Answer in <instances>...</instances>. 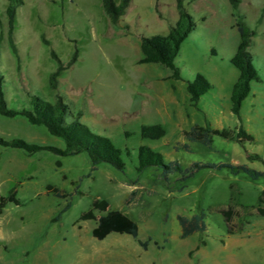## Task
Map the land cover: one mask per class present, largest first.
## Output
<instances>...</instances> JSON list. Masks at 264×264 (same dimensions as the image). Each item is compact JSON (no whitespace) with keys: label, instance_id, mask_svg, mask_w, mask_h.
I'll return each mask as SVG.
<instances>
[{"label":"rangeland","instance_id":"374dc122","mask_svg":"<svg viewBox=\"0 0 264 264\" xmlns=\"http://www.w3.org/2000/svg\"><path fill=\"white\" fill-rule=\"evenodd\" d=\"M7 3L0 0V70L8 106H23L31 94L49 102L62 95L73 115L80 113L81 122L121 149L125 169L105 163L92 169L84 153L26 154L0 146V194L14 188L19 200L0 212V264H264V216L254 208L264 176L252 179L228 168L203 167L186 180L178 174L165 180L154 167L136 170L137 148L146 144L183 167L222 162L264 171L261 161L248 158L257 153L264 159V0H238V11L254 31L249 49L259 75L240 118L230 109L238 70L229 59L240 38L229 0H184L196 27L175 57L180 79L171 78L163 65L138 62L141 36L169 32L178 17L176 0H131L118 25L111 23L101 0H22L11 32ZM74 52L76 60L51 88L49 75L57 60L66 65ZM197 72L212 87L194 105L185 85ZM149 123L163 124L166 134L141 138V124ZM193 124L242 125L253 139L237 142L215 135L205 146L182 136ZM0 136L64 146L44 126L20 116L0 115ZM48 184L68 196L53 195ZM132 190L139 198L129 197ZM95 200L107 207H93ZM228 205L241 228L234 233L227 232L221 212ZM199 211L205 214L206 231L180 238L177 215ZM121 212L127 217L116 221ZM83 213L90 217L82 218ZM109 222L125 229L97 238L95 230L101 232Z\"/></svg>","mask_w":264,"mask_h":264},{"label":"trees","instance_id":"16d2710c","mask_svg":"<svg viewBox=\"0 0 264 264\" xmlns=\"http://www.w3.org/2000/svg\"><path fill=\"white\" fill-rule=\"evenodd\" d=\"M131 0H101L102 8L114 25H118L120 17L125 13ZM234 10L235 27L239 34V43L236 51L230 57V63L238 70V76L232 85L230 94L231 111L240 118V109L243 100L251 91V82L258 81V70L254 64V54L249 49L250 37L254 35V31L246 25L242 14L238 11V0H229ZM22 3V0H8L6 6V16L9 32H11L17 7ZM176 9L178 17L171 25L169 32L166 35L153 34L149 36H141L140 50L142 56L139 58V63H156L163 65L171 70L170 77L180 79V70L175 63L182 42L196 27L194 15L190 13L185 5L184 0H176ZM264 10V7L263 9ZM127 26V25H126ZM45 43L46 40L44 39ZM53 56L55 54L51 52ZM76 60V52H74L71 60L64 65L60 60L56 69L49 75V86L53 89L57 87V80L61 72ZM5 79L0 70V115L5 117L20 116L27 120L32 125H42L46 131L53 136L63 140L64 146L57 147L54 145H44L28 142L23 138L6 139L0 136V146L21 149L26 154H33L40 150H46L59 156H72L79 153H84L92 169L100 163L108 164L116 170L124 172L125 161L122 156V151L113 141L105 135L98 134L92 131L85 123L80 120V113L73 115L70 111L68 103L60 94L56 95L54 102H49L42 99L36 94H31L26 104L20 107H9L6 100V92L4 88ZM212 87L210 81L201 73L194 74L192 79L186 81L185 89L188 94L189 101L196 104L202 95L207 93ZM166 134V128L161 123L141 124L139 135L141 138L160 139ZM182 136L193 142H199L205 146H210L213 142V136L217 135L226 139L242 142L244 140H252L253 135L247 132L242 125L233 129L216 128L210 125L193 124L188 129L181 131ZM182 148L188 149L186 143L181 145ZM251 160H259L264 165V159L257 153L248 154ZM59 165L60 161H56ZM154 167L158 169L159 176L165 180H169L174 174L179 175V179L186 180L192 177L197 170L203 167L221 169L228 168L230 172L237 174L243 172L252 179H257L264 176V171L256 170L248 167L246 164L232 163H211V162H193L187 167H183L177 160L166 161L163 154L152 147L141 144L137 148V166L136 170H143ZM46 190L57 197H67L68 193L62 189L48 184ZM136 191L132 190L129 193L130 198H139ZM264 190L261 191L258 198V204L254 207L257 214L264 216ZM136 198V199H137ZM8 202L19 204L16 197V190L12 188L8 195L0 194V212ZM70 206L67 203L62 210L56 215L55 219L60 216V213ZM93 207H107V203L95 200L92 203ZM225 222L227 223L228 233H234L241 228L233 223V207L228 205L227 208L221 209ZM90 217V213H83L82 218ZM127 217L125 213H119L118 218ZM177 220L181 228L180 238H186L194 233H203L206 231L205 214L202 211L193 213L190 216L177 215ZM124 230V225H115L106 223L101 232L100 228L95 230L97 238H102L110 230ZM204 243V241H202Z\"/></svg>","mask_w":264,"mask_h":264}]
</instances>
